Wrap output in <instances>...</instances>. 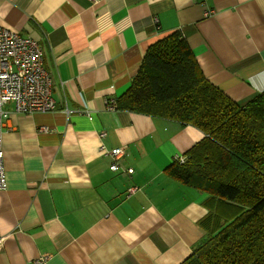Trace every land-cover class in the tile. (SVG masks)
Wrapping results in <instances>:
<instances>
[{
  "label": "crops",
  "instance_id": "crops-1",
  "mask_svg": "<svg viewBox=\"0 0 264 264\" xmlns=\"http://www.w3.org/2000/svg\"><path fill=\"white\" fill-rule=\"evenodd\" d=\"M0 26L39 41L56 105L7 122L0 264H182L205 236L208 196L165 170L205 134L106 100L179 32L206 79L247 104L264 92V1L0 0Z\"/></svg>",
  "mask_w": 264,
  "mask_h": 264
},
{
  "label": "trees",
  "instance_id": "trees-1",
  "mask_svg": "<svg viewBox=\"0 0 264 264\" xmlns=\"http://www.w3.org/2000/svg\"><path fill=\"white\" fill-rule=\"evenodd\" d=\"M117 110L205 134L165 173L205 193V236L182 264H264V92L239 105L204 76L175 32L148 48Z\"/></svg>",
  "mask_w": 264,
  "mask_h": 264
},
{
  "label": "built area",
  "instance_id": "built-area-1",
  "mask_svg": "<svg viewBox=\"0 0 264 264\" xmlns=\"http://www.w3.org/2000/svg\"><path fill=\"white\" fill-rule=\"evenodd\" d=\"M97 2V0H90ZM264 1V0H263ZM215 11H206L205 16L214 14ZM44 58L40 43L32 36H22L14 30L0 26V191L8 189L3 149V135L7 122L13 113L29 115L33 113H46L55 110L53 99V79L44 68ZM13 105L12 109L8 106ZM108 110H117V98L106 100ZM40 132H46L42 127ZM106 134L103 132L100 137ZM105 151V147H101ZM114 162L110 169L114 172L121 171V159L126 154L125 149H112L109 153ZM184 165L186 157H177L176 161ZM132 168L127 170L132 174ZM132 188L129 194L136 192ZM49 256H42L34 264H46Z\"/></svg>",
  "mask_w": 264,
  "mask_h": 264
}]
</instances>
